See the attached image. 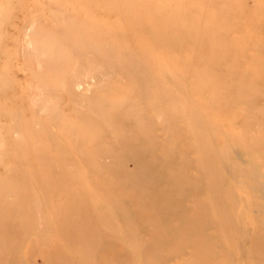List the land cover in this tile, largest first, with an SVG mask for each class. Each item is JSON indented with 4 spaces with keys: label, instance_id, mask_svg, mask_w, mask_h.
Listing matches in <instances>:
<instances>
[{
    "label": "rangeland",
    "instance_id": "rangeland-1",
    "mask_svg": "<svg viewBox=\"0 0 264 264\" xmlns=\"http://www.w3.org/2000/svg\"><path fill=\"white\" fill-rule=\"evenodd\" d=\"M0 264H264V0H0Z\"/></svg>",
    "mask_w": 264,
    "mask_h": 264
}]
</instances>
